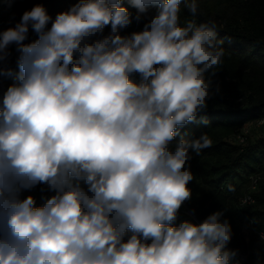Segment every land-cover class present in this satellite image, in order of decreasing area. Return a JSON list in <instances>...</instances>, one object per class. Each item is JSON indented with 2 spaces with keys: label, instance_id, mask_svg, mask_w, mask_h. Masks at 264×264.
<instances>
[{
  "label": "clouds",
  "instance_id": "clouds-1",
  "mask_svg": "<svg viewBox=\"0 0 264 264\" xmlns=\"http://www.w3.org/2000/svg\"><path fill=\"white\" fill-rule=\"evenodd\" d=\"M126 2L36 3L0 32V264H240L223 210L177 224L225 38L182 0Z\"/></svg>",
  "mask_w": 264,
  "mask_h": 264
},
{
  "label": "trees",
  "instance_id": "trees-1",
  "mask_svg": "<svg viewBox=\"0 0 264 264\" xmlns=\"http://www.w3.org/2000/svg\"><path fill=\"white\" fill-rule=\"evenodd\" d=\"M76 2L12 0L10 5L9 0H0V32L19 21L22 13L36 3H43L54 17ZM185 2L190 0L181 2L180 23L193 21L199 25L213 21L225 43L222 63L205 74L212 81V90L217 86L220 89L208 100L204 114L208 123L190 124L181 133L187 140L205 134L211 144L199 155L192 153L189 162L194 177L189 184L192 199L180 209L177 224L186 219L201 222L210 213L223 210L233 232L228 247L239 250L244 264H264V250L256 238V232L264 230V128L243 146L229 142L239 128L264 117V0H197L196 15L188 11ZM124 6L135 13L126 0ZM142 27L143 23L134 22L122 34ZM109 30L106 28L105 34ZM34 38L35 34L30 32V39ZM11 82L4 80L2 88L6 89ZM255 173H261V181L252 193L254 202L241 205L240 200L249 189V177ZM29 194L36 197L37 205L42 203L41 195H48L39 188L23 193Z\"/></svg>",
  "mask_w": 264,
  "mask_h": 264
},
{
  "label": "built area",
  "instance_id": "built-area-1",
  "mask_svg": "<svg viewBox=\"0 0 264 264\" xmlns=\"http://www.w3.org/2000/svg\"><path fill=\"white\" fill-rule=\"evenodd\" d=\"M246 127L239 128L238 131L233 135L232 139H229V142L235 145L243 146L247 140L250 138L252 131H259V129L264 128V117L261 119L245 125ZM261 181V173H255L249 177V189L248 192L241 198V205H250L254 202L252 193L257 189L259 182ZM52 193H48L50 196ZM264 233V230L256 232V238L260 248L264 250V240L261 239V234ZM245 239L247 237L245 235ZM240 264H244V258L238 256Z\"/></svg>",
  "mask_w": 264,
  "mask_h": 264
},
{
  "label": "rangeland",
  "instance_id": "rangeland-1",
  "mask_svg": "<svg viewBox=\"0 0 264 264\" xmlns=\"http://www.w3.org/2000/svg\"><path fill=\"white\" fill-rule=\"evenodd\" d=\"M245 127L246 126H243V128H245ZM258 134H259L258 131H252V133H251L252 137L250 136V138L254 139L255 136H257ZM243 234L246 235L245 230H243ZM257 247H258V245L256 244L255 248H257Z\"/></svg>",
  "mask_w": 264,
  "mask_h": 264
}]
</instances>
